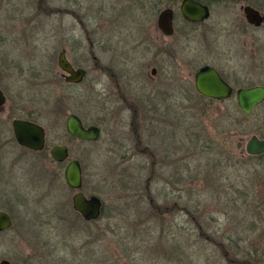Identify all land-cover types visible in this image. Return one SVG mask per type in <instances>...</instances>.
Masks as SVG:
<instances>
[{
    "label": "rangeland",
    "instance_id": "obj_1",
    "mask_svg": "<svg viewBox=\"0 0 264 264\" xmlns=\"http://www.w3.org/2000/svg\"><path fill=\"white\" fill-rule=\"evenodd\" d=\"M39 1L0 0V84L11 95L8 109L14 103L20 116L35 112L47 132L46 155L36 158L39 179L32 183L25 163L10 175L9 191L25 196L11 199L14 225L0 234V261L264 264V158L251 159L246 151L251 137L264 139V119L242 116L235 101L206 103L189 94V86L184 99L176 91L151 107L137 85L128 100L143 118L133 119L114 72L96 69L92 58L86 81L65 85L57 66L65 39L109 66L116 55L102 45L100 53L98 41L110 37L102 34L117 22L99 15L104 0H47L41 12ZM71 5L85 16L49 14L51 7ZM15 64L24 70L8 68ZM72 113L88 125L101 120L100 140L72 141L66 130ZM54 145L68 146L70 159L81 161L82 191L104 204L97 221L85 222L74 211L76 192L64 178L70 160L54 163L47 156ZM17 153L0 148V160L11 167Z\"/></svg>",
    "mask_w": 264,
    "mask_h": 264
},
{
    "label": "flooded vegetation",
    "instance_id": "obj_2",
    "mask_svg": "<svg viewBox=\"0 0 264 264\" xmlns=\"http://www.w3.org/2000/svg\"><path fill=\"white\" fill-rule=\"evenodd\" d=\"M67 1L71 4L73 0ZM47 2V0L39 1V12L44 8L43 4H48ZM103 2L99 6V15L104 19L103 21L111 23L116 20L117 24L115 30H109L106 26L107 31L102 35L111 36H103L102 41L100 37L99 52L101 53L102 45L105 52L116 55L114 56L115 60L109 66L103 65L99 55H95L94 52H85L83 48L71 47L70 39L67 37L66 45L62 47L58 55V61L60 55L64 53L67 61L75 70L82 69L87 74L83 82L79 84L68 83L67 76L60 69L57 61V66L62 72L60 78L65 85L77 87L83 84L87 79L88 65L92 58L95 61L96 69L114 72L112 76H115L117 87L120 89V98L124 100L127 109H133V119L143 118L139 106H134V103H130L128 100V94L131 97L136 94L130 93L129 90L135 85L140 87L145 101L152 105L151 107H153L154 101L164 103L169 101L176 91L179 100L184 99L183 94L186 93L187 86L192 88V91L188 93H193L202 101L213 103L235 101L237 107L239 91L257 87L264 89V0H104ZM186 3L189 4V7H184ZM73 8V5L67 10L51 7L49 14L65 13L72 17L82 15L80 11H75ZM184 8L187 16L184 14ZM167 13L171 17V31H164L159 24L163 14ZM155 17L156 26L154 25ZM165 21L167 22V18ZM122 23L124 25H121ZM23 67L19 64L8 65V68L16 69V71L24 70ZM207 67L217 72L219 77L232 89L229 98L215 100L198 93L196 76ZM159 79L161 80V90L156 91L154 88L158 85ZM0 88L6 96L5 106L0 110V148L11 147L18 151L16 157L12 158L11 167L4 164V159L0 160V213L7 214L12 222L10 228L0 231V234H3L12 229L14 225L10 208L11 199L15 198L20 201L25 196L22 191L13 193L9 191L12 186L9 178L13 176L10 177V175L13 174L14 167L20 163L23 167L25 164L28 165V172L34 178L32 183H35L36 178L39 179L36 176L37 161L39 160L36 158L46 155L44 152L47 147V132L44 129L46 147L43 151H34L20 145L15 137L13 122L22 120L40 124L37 122L35 112L20 116L18 114L20 107L14 103L8 109L11 96L9 89L3 88L1 84ZM238 109L244 117L249 118L258 113L259 118L264 119V101L255 107L250 115L243 113L239 107ZM149 112L150 117L144 118L148 119L147 117H149L152 121L154 112ZM73 115L81 120L85 128L97 127L100 130L98 139L100 140L101 120L95 125H88L81 115L72 113L68 117ZM9 123L11 124L10 128H2ZM262 129L264 130V124ZM68 136L72 141L78 143L88 142L78 140L70 134ZM52 148L47 155L51 158ZM68 160H70L69 163L78 160L70 159V150ZM52 161L56 164L67 162L57 163L53 158ZM78 161L83 176V166L81 161ZM44 162L47 164L46 160ZM83 187L84 178L79 191H82ZM85 196L87 195L85 194ZM4 261L16 264L7 259L1 260L0 264Z\"/></svg>",
    "mask_w": 264,
    "mask_h": 264
},
{
    "label": "water",
    "instance_id": "obj_3",
    "mask_svg": "<svg viewBox=\"0 0 264 264\" xmlns=\"http://www.w3.org/2000/svg\"><path fill=\"white\" fill-rule=\"evenodd\" d=\"M189 7L186 3L184 7ZM192 7V6H191ZM184 14L186 15L185 8ZM187 16V15H186ZM191 18L190 16H188ZM167 18V22L165 19ZM170 15L163 14L160 19V27L166 31H171ZM169 20V22H168ZM169 28V29H168ZM59 67L67 76L68 83L79 84L83 82L87 72L82 69L75 70L67 61L65 54L59 57ZM196 89L199 94L206 98L224 100L229 98L232 89L219 77L217 72L210 68L202 69L196 76ZM264 101V89L253 88L241 90L238 93V107L240 110L250 115L252 110ZM6 96L0 88V110L5 106ZM13 128L18 143L34 151H43L46 147V132L40 125L22 120H15ZM67 133L72 137L88 142H96L100 136L97 127L85 128L77 116H70L66 121ZM246 151L251 156L264 155V139L253 136L249 139ZM51 156L57 163H64L69 158V149L66 145H56L51 150ZM64 178L67 186L78 191L72 198L73 209L85 221H97L103 212V201L98 196L87 197L81 190L83 185L82 169L78 160H73L65 168ZM12 225L10 217L5 213H0V231L10 228ZM2 264H9L4 261Z\"/></svg>",
    "mask_w": 264,
    "mask_h": 264
},
{
    "label": "trees",
    "instance_id": "obj_4",
    "mask_svg": "<svg viewBox=\"0 0 264 264\" xmlns=\"http://www.w3.org/2000/svg\"><path fill=\"white\" fill-rule=\"evenodd\" d=\"M204 102H206V103H210V104H213V102H209V101H204ZM233 123V122H232ZM230 124H231V122H230ZM232 125V124H231ZM249 157L251 158V159H263L264 158V155H260V156H251V155H249ZM104 213H105V211H104V204H103V212H102V216L104 215ZM101 216V217H102ZM86 222V221H85Z\"/></svg>",
    "mask_w": 264,
    "mask_h": 264
}]
</instances>
